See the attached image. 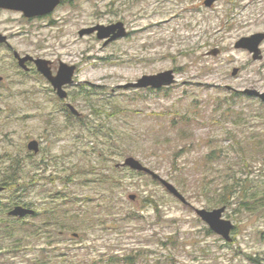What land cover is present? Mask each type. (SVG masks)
Wrapping results in <instances>:
<instances>
[{
    "label": "rangeland",
    "instance_id": "obj_1",
    "mask_svg": "<svg viewBox=\"0 0 264 264\" xmlns=\"http://www.w3.org/2000/svg\"><path fill=\"white\" fill-rule=\"evenodd\" d=\"M231 2L66 0L31 19L0 8V33L15 50L50 60L54 74L60 61L77 66L79 84L66 87L67 101L83 115L70 114L35 65L25 72L0 43V185L15 159L24 174L0 192V264H34L42 254L48 264H93L137 250L144 264H264V105L205 85L216 76L205 75V42L225 37L231 45L247 32L218 29L237 11ZM117 21L128 35L106 46L96 34L79 35ZM233 52V64L246 62ZM258 66L247 65L246 75L259 76ZM169 69L177 82L161 90L118 87ZM33 139L38 153L27 148ZM128 156L191 204L150 174L117 166ZM111 203L120 223L114 214L100 215L107 224L80 214L81 204L96 212ZM16 205L36 214L10 216ZM222 206L235 224L230 242L195 211ZM52 207L61 211L59 222L43 214Z\"/></svg>",
    "mask_w": 264,
    "mask_h": 264
},
{
    "label": "water",
    "instance_id": "obj_2",
    "mask_svg": "<svg viewBox=\"0 0 264 264\" xmlns=\"http://www.w3.org/2000/svg\"><path fill=\"white\" fill-rule=\"evenodd\" d=\"M216 0H204V4L208 7L212 6ZM62 0H0V8L6 10L19 11L24 14L27 18H33L37 16H45L52 13L60 4ZM96 34L99 40L103 41V45L106 46L109 43L126 37L128 35L127 28L122 21L110 23V24H97L90 27L82 28L79 31L80 36ZM0 43L7 44L13 51L14 58L17 60L18 65L21 69L29 71L28 62H34L37 70L47 78L52 84L53 88L59 98L66 99L68 97V91L66 86L77 85L74 78L77 66L75 64H67L60 61L57 73L54 74L51 68V61L44 58H35L30 54L22 55L19 51L15 50L11 43L9 42L8 36L0 33ZM3 79L0 76V81ZM177 82L176 73L173 69H169L156 74H145L140 77L136 82H128L126 84H120V88H134V89H162L164 87H169ZM249 94H257L264 101V93L258 91H247ZM71 111L80 115L78 109L71 103L68 104ZM27 148L30 151L38 153L40 150V142L37 139L29 141ZM117 166H127L132 170L144 172L150 174L155 180H158L167 191L174 197L179 199L184 204H191L185 195L169 180L162 177L157 171L151 169L145 165L139 159L128 156L125 158L124 162L118 164ZM5 189L4 186L0 185V192ZM130 199L134 200L136 198L135 194L129 196ZM197 215L209 226V228L222 236L226 241L230 242L233 240L232 231L235 228V224L223 217L226 211V206L214 208L212 210L207 208H196ZM10 216L24 218L29 215H34L36 211L33 208H29L23 205L14 206L9 212ZM78 236L77 233L74 234Z\"/></svg>",
    "mask_w": 264,
    "mask_h": 264
},
{
    "label": "flooded vegetation",
    "instance_id": "obj_3",
    "mask_svg": "<svg viewBox=\"0 0 264 264\" xmlns=\"http://www.w3.org/2000/svg\"><path fill=\"white\" fill-rule=\"evenodd\" d=\"M231 1L237 11H229L226 20L219 22L218 29L225 30L227 35L232 34L231 31L234 29L247 30V32L241 34L239 32V35L237 34L238 36L236 35V38H233L234 41L231 42L232 47L225 43V37H222L219 42H205L204 56L207 58L204 64L205 75L207 77L216 75L215 82H206L205 85L210 88L215 87L218 90L227 89L232 94L259 100L264 105V101L259 95L247 92L258 91L264 93V74L262 73L264 71V0H248L246 3H243L244 0ZM218 2L220 0H216L210 7H215ZM248 8L249 12H244ZM231 37L229 36V38ZM233 51L244 54L246 62L240 65L233 64L236 60ZM224 54H227V56H224ZM256 63H259L260 75L250 74V76H247L246 66L251 64L253 68ZM32 64L34 62H28L29 71H32ZM229 81H234L235 84L233 85ZM69 99L70 94L67 99L62 101H64L65 109L70 114L75 115L68 107V104L71 103L67 101ZM75 117L76 119H83L82 113L78 116L75 115Z\"/></svg>",
    "mask_w": 264,
    "mask_h": 264
},
{
    "label": "trees",
    "instance_id": "obj_4",
    "mask_svg": "<svg viewBox=\"0 0 264 264\" xmlns=\"http://www.w3.org/2000/svg\"><path fill=\"white\" fill-rule=\"evenodd\" d=\"M66 0H62V2L64 3ZM67 1H70L72 2V0H67ZM150 90H153V89H150ZM10 171V174L7 176V178L3 179V181L1 182L2 183V186H4L5 188H10L12 187V185L14 184L15 181L17 180H20L21 179V176H23L24 174H22V168L20 167V163L18 161V159H15L12 161L11 163V167L10 169L8 170ZM16 183H19V181H17ZM15 183V184H16ZM9 185V187H8ZM17 199L21 200L20 197H16ZM224 203H228L230 202V199L228 197L224 198L223 199ZM22 202V201H20ZM20 202H17V204H19ZM25 205H28L26 202H24ZM83 207V204H81V207H80V214L83 218L85 219H88V217L92 218L94 221H98V222H101L103 224H107V220H105L104 218H108V214H114V222L115 223H120V221L122 219H124V217H121L119 214V212H113V206H112V203L111 204H106L104 206H99L97 205L96 206V212H95V209H90V210H87L86 209H81ZM101 208V210L99 211L98 209ZM103 208H105L103 210ZM108 210H110L108 212ZM61 211H57V209L55 207H52L50 209V211H46L45 213L43 214H48L46 216L47 219L49 220H54L56 222H59V214H60ZM42 214V213H41ZM100 215H104V218ZM116 215V216H115ZM8 220H11V219H8ZM53 223H51L52 225ZM15 225V224H14ZM12 229H15V226H10ZM11 230V229H10ZM17 250V248H15ZM12 250V249H11ZM137 253H127V254H118V255H112L110 257H108V259H101L99 261H94L93 264H144L142 258L140 257L141 256V251L140 250H137L136 251ZM46 256L45 254H42L39 258H35V261H34V264H48V260L46 259ZM67 263H71L70 261L68 262H63L61 264H67ZM84 263L86 264V261H84ZM72 264V263H71Z\"/></svg>",
    "mask_w": 264,
    "mask_h": 264
}]
</instances>
